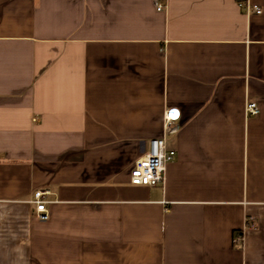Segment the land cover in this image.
<instances>
[{"label": "crops", "instance_id": "crops-1", "mask_svg": "<svg viewBox=\"0 0 264 264\" xmlns=\"http://www.w3.org/2000/svg\"><path fill=\"white\" fill-rule=\"evenodd\" d=\"M0 264H264V0H0Z\"/></svg>", "mask_w": 264, "mask_h": 264}, {"label": "built area", "instance_id": "built-area-1", "mask_svg": "<svg viewBox=\"0 0 264 264\" xmlns=\"http://www.w3.org/2000/svg\"><path fill=\"white\" fill-rule=\"evenodd\" d=\"M162 10L161 5H157ZM247 12L261 14L262 9L259 6H251L248 1L241 3ZM248 118H255L259 115V107L256 103H248L245 108ZM180 130V112L177 108L167 106L164 111L163 136L153 139L150 142V150L142 156L135 164L131 172V184L134 186L146 187L152 191L164 188L167 167L176 157V150L170 149L167 139L176 135ZM49 191H37L34 195L33 203L36 205V216L41 221L49 218L48 205L50 201ZM244 241V232H237L234 242L241 245Z\"/></svg>", "mask_w": 264, "mask_h": 264}]
</instances>
